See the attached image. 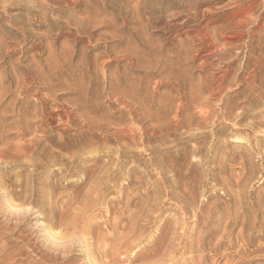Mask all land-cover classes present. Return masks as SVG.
<instances>
[{
	"label": "rangeland",
	"instance_id": "obj_1",
	"mask_svg": "<svg viewBox=\"0 0 264 264\" xmlns=\"http://www.w3.org/2000/svg\"><path fill=\"white\" fill-rule=\"evenodd\" d=\"M1 249L264 264V0H0Z\"/></svg>",
	"mask_w": 264,
	"mask_h": 264
},
{
	"label": "bare ground",
	"instance_id": "obj_2",
	"mask_svg": "<svg viewBox=\"0 0 264 264\" xmlns=\"http://www.w3.org/2000/svg\"><path fill=\"white\" fill-rule=\"evenodd\" d=\"M7 209L9 210L8 212H9V214L11 215V216H13V217H15V219H16V217H18L17 219H19V216H20V211H22L20 208H19V206H16V205H14V204H12L10 201H7ZM22 208V207H21ZM23 212H28V210H23ZM9 217V216H8ZM45 239H46V241L48 242V243H50L49 245H51V246H53V247H55L56 248V251L58 250V251H61L62 250V248L60 247V245L62 244V238L60 239V238H58V237H56L55 236V234H53L52 233V231L50 230V229H45ZM66 242V241H65ZM45 246V245H44ZM49 247V246H48ZM44 248V247H43ZM66 248V247H65ZM50 249V248H49ZM54 249V248H53ZM55 250V249H54ZM53 251V250H52ZM51 250H50V252L49 253H51L52 252ZM55 251V252H56ZM54 252V253H55ZM62 252V251H61ZM53 253V254H54ZM63 253H64V251H63ZM46 254V253H45ZM44 254V255H45ZM62 255V254H61ZM2 257H4V252H3V249H1L0 250V258H2ZM31 261V260H30ZM23 262V261H22ZM30 264H34V263H30ZM89 264V263H88Z\"/></svg>",
	"mask_w": 264,
	"mask_h": 264
}]
</instances>
